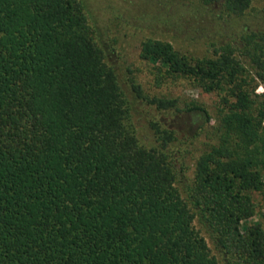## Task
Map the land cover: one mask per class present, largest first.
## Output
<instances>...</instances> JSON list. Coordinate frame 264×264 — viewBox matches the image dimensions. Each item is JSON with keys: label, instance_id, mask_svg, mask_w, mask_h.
I'll use <instances>...</instances> for the list:
<instances>
[{"label": "trees", "instance_id": "1", "mask_svg": "<svg viewBox=\"0 0 264 264\" xmlns=\"http://www.w3.org/2000/svg\"><path fill=\"white\" fill-rule=\"evenodd\" d=\"M159 2L204 20L210 53L148 36L138 57L157 85L215 93L212 125L121 74L91 0H0V264H264V218L244 224L264 195V29L221 33L250 0ZM165 112L201 123L187 138Z\"/></svg>", "mask_w": 264, "mask_h": 264}, {"label": "rangeland", "instance_id": "2", "mask_svg": "<svg viewBox=\"0 0 264 264\" xmlns=\"http://www.w3.org/2000/svg\"><path fill=\"white\" fill-rule=\"evenodd\" d=\"M160 5L159 0H91V9L100 19V25L105 29L108 24L109 34L116 41L113 48L118 57L121 74L128 78L132 77L133 81L140 85L143 92L149 95L175 97L180 101H192L202 106L211 116L210 125H212L217 110L221 108L219 98L215 93H204L184 81L171 83L162 80V83L157 85L153 82L154 75H156L154 65L142 61L138 57L139 43L144 37L148 36L165 39L180 51L193 55L210 53L205 37L212 34L209 31L211 28H199L205 25L204 20L202 21L197 16L195 18L190 16L185 25L178 26L177 23L173 24L177 16H172V8L167 9L165 13H160L158 10ZM185 8L189 9L190 7ZM185 8L183 7V10L177 11L178 16L182 15L186 18L190 15V10L186 11ZM114 16L118 18L113 21ZM158 22L162 23L160 24L161 28L156 26L159 25ZM233 25L227 26L228 28L223 26L221 33L228 34L231 30H239L242 27L250 30L255 28L264 29V0H250V6L245 16L241 21H235ZM194 26L197 28H194ZM255 93H264V88L259 84L255 89ZM171 114L172 112H165L160 114V117L165 122L180 124L178 126L181 129L180 134L184 133L187 138L194 134L196 126L201 123V120L193 121V116L187 114L180 120L178 117H172ZM208 139V132L206 134L202 133L182 146L185 149L184 163L189 168H192L194 157L208 142ZM188 174H190V171ZM253 201L256 206L255 215L245 221V225L257 221L261 222L264 218V195L253 194ZM193 225L198 229L195 221H193ZM200 234L205 238L211 253H214L209 240L201 231Z\"/></svg>", "mask_w": 264, "mask_h": 264}]
</instances>
